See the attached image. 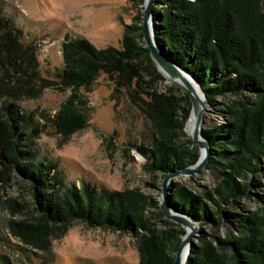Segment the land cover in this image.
Wrapping results in <instances>:
<instances>
[{
    "label": "trees",
    "instance_id": "obj_1",
    "mask_svg": "<svg viewBox=\"0 0 264 264\" xmlns=\"http://www.w3.org/2000/svg\"><path fill=\"white\" fill-rule=\"evenodd\" d=\"M153 2L158 46L194 77L222 119L202 130L213 185L202 190L178 183L169 187L171 208L199 225L184 264H264V0ZM11 24L0 17V50L8 52L9 68L27 74L30 67L19 56L35 62L33 48L13 36ZM141 25L140 14L125 26L119 49L98 48L65 34L62 67L54 77L70 94L52 122L63 138L83 129L88 114L80 90L104 74L113 80L114 91L144 103L152 140L138 150L147 169L164 177L194 165L199 151L184 132L189 98L172 84L159 89L165 80L149 57ZM13 98L0 107V160L27 181L35 204L31 220L10 222L13 235L25 244L43 246L81 221L132 236L138 264H172L184 230L164 217L158 200L139 188L110 191L82 183L55 189L51 167L35 158L30 133L14 104L19 98ZM0 264L8 263L1 257Z\"/></svg>",
    "mask_w": 264,
    "mask_h": 264
},
{
    "label": "rangeland",
    "instance_id": "obj_2",
    "mask_svg": "<svg viewBox=\"0 0 264 264\" xmlns=\"http://www.w3.org/2000/svg\"><path fill=\"white\" fill-rule=\"evenodd\" d=\"M143 6L139 0H0V17L12 21L13 36L30 45L35 55V62H27L20 54L19 61L31 71L21 74L9 68L8 52L0 50V107L18 96L14 104L21 124L30 133L35 158L51 167L55 189L82 183L110 191L139 188L159 202L164 177L147 169L138 150V146L149 147L152 140L139 98L114 91L113 80L101 74L89 89L80 90L88 114L83 129L63 138L52 122L70 94L54 77L62 67L65 34L87 39L98 48L119 49L125 26L137 15L142 17ZM165 85L170 83L159 89ZM220 117L208 105L203 128L222 122ZM3 119L0 110V123ZM173 183L202 190L213 180L204 167L188 176H172L167 188ZM33 204L27 181L0 160V259L4 257L8 264H138L132 236L81 221L72 222L62 236L48 238L43 246L23 243L9 225L31 220Z\"/></svg>",
    "mask_w": 264,
    "mask_h": 264
},
{
    "label": "water",
    "instance_id": "obj_3",
    "mask_svg": "<svg viewBox=\"0 0 264 264\" xmlns=\"http://www.w3.org/2000/svg\"><path fill=\"white\" fill-rule=\"evenodd\" d=\"M153 5V0H144L141 25L142 38L148 49L149 57L152 63L157 71L162 75L165 82L168 81L170 84L177 87L180 92L185 93L188 96L190 101V112L188 118H192L193 120V131L189 137L191 142L197 146L199 151L198 160L194 165L178 171L170 172L164 176L159 199V207L164 217L167 220L174 222L184 230V234L181 237L172 263L184 264L189 254L191 244L198 235L199 225L190 217L177 213L171 208L168 199L170 189L167 188V185L172 176H188L199 172L207 165L210 149L208 141L202 136V130L204 113L208 110V101L194 77L187 70L167 59L158 46L152 29Z\"/></svg>",
    "mask_w": 264,
    "mask_h": 264
},
{
    "label": "bare ground",
    "instance_id": "obj_4",
    "mask_svg": "<svg viewBox=\"0 0 264 264\" xmlns=\"http://www.w3.org/2000/svg\"><path fill=\"white\" fill-rule=\"evenodd\" d=\"M185 131L188 135H191L193 131V120L192 118H188L185 125Z\"/></svg>",
    "mask_w": 264,
    "mask_h": 264
}]
</instances>
